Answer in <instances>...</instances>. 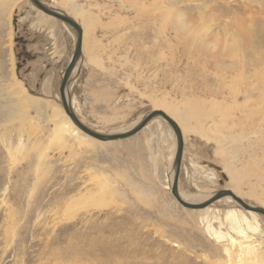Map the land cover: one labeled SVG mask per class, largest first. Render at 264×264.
Returning <instances> with one entry per match:
<instances>
[{
	"label": "rangeland",
	"instance_id": "1",
	"mask_svg": "<svg viewBox=\"0 0 264 264\" xmlns=\"http://www.w3.org/2000/svg\"><path fill=\"white\" fill-rule=\"evenodd\" d=\"M6 1L0 4V264H264V216H256L258 234L239 236L224 221L233 204L212 203L198 213L171 197L175 140L161 118L117 142L55 135L64 113L59 82L75 35L57 20L52 27L41 22L28 0L12 11ZM38 1L72 16L68 0ZM73 3L83 11L74 21L89 27L79 70L69 76L77 119L100 134L118 133L163 103L186 114L178 191L206 199L228 190L264 208V0ZM16 37L31 60L19 70ZM11 57L40 109L8 119L6 103L16 89ZM216 213L224 223L220 238L208 232L217 227Z\"/></svg>",
	"mask_w": 264,
	"mask_h": 264
},
{
	"label": "bare ground",
	"instance_id": "2",
	"mask_svg": "<svg viewBox=\"0 0 264 264\" xmlns=\"http://www.w3.org/2000/svg\"><path fill=\"white\" fill-rule=\"evenodd\" d=\"M4 1H6V0H0V4L4 3ZM17 1L16 2L8 1L10 3V5L6 1L8 3V5H9V10L12 11V9H14L15 4L17 3ZM19 1H23V0H19ZM28 1L30 2V0H28ZM73 1L74 0H68L67 1V5H68V7H69V9H70V11L72 13V16H70V15L69 16L71 17V19L74 20V18H76L78 16V13L83 14V11L77 9L76 6L74 5ZM40 4L45 6L43 3H40ZM31 6L33 7L32 4H31ZM45 7L50 9L47 6H45ZM33 9L37 10V12L39 14V17L41 19V22L43 21L44 23H47L48 25H51L50 27H52V24H54V21L57 20L56 18L44 13L43 11H40V10L36 9L35 7H33ZM9 18H10V14H9ZM63 24H65V23H63ZM41 25H42V23H41ZM80 28L82 29V34H81V52L83 53V51L85 52V49H83L84 48L83 47V36L85 37V33H86L85 30L89 29V27L87 25L86 26L83 25ZM9 39H11V32L9 34ZM8 43H9V41H8ZM10 65H11L10 68L12 70L11 73H10L11 74V78H12L11 80L13 82L12 86H14V88L16 87V89H14L12 91V93H11V94H13L15 96V98L12 97V99H14V100H10L9 103L8 102L6 103L7 110H8L6 115H7L8 119H10L11 117L13 118V116H26V111H28L29 108L40 109V107H39L40 106V104H39L40 103V99L26 94V88H24L22 86V83L16 78V76L14 74V67H13L12 57H11ZM79 65H81V62H78L75 65V68L73 69V73L79 70ZM62 75H63V73H62ZM159 106H160L159 110H161L171 120L175 121L179 128H180V126L182 124H184V122H185L184 121L185 120L184 117L186 116V114L179 115V111H177L175 109H172V108H169L168 106H166L163 103H160ZM159 110H154V111H159ZM16 118H18V117H16ZM57 119H60V122L59 123H55L56 124V129H55V135L56 136H60V137L64 138V134H67V133L71 132V133H73V134H75V135H77V136H79V137H81L83 139L86 138V139L94 140V139L90 138L89 136L85 135L84 133H82L81 131H79L74 126V124L71 123V121L69 120V118L65 114V112L62 113L60 116H57ZM155 119H158V118H154V119H152L149 122L152 123V121H155ZM139 122H140V120H136L133 124L130 125V127L128 126L127 128L123 129L122 131H125V130H128V129L134 127ZM187 128H188V130L191 133H195V134L197 133V130L194 127L187 125ZM113 133H117V132H113ZM118 133H121V132H118ZM181 135H182V131H181ZM182 140H183V136H182ZM94 141H96V140H94ZM100 143H102V142H100ZM103 143H109V142H103ZM174 150H175V147L173 146L172 152L170 153L169 158H168L171 161V164H172V161H173L172 158H173ZM182 154H183V152H182ZM181 158H182V156H181ZM179 172H180V170H179ZM172 175H173V168H171L170 177H169L170 181H171L170 187L172 185V180H173ZM227 177H229L230 180L233 179V177H232V175L230 173H228ZM178 180H179V178H178ZM177 191H178V183H177ZM169 193H170V190H169ZM213 194H215V192L211 193L210 195H208L207 198L205 197L206 199H202L201 197L200 198L191 197V196H188L186 194L180 193L178 191V196L180 197V199H182L183 201H185L186 203H189V204H200V202H204L208 198H211V196ZM233 195L237 196V193L233 192ZM81 197H84V196L83 195L79 196L78 199H81ZM237 197H239V196H237ZM220 202H225L227 204L228 203L229 204H233L234 207H235V208L232 207L230 211L224 212V214H223V215H225L224 221L228 224V226L229 225L233 226V228L231 227L230 229H232L235 234H238V235L240 234L239 236H243L244 235L243 234L244 233L243 230L245 232H248V233H254V235L256 233L258 234L259 226H258V223L256 221V216H258L259 214H256V213H254L252 211H249V210H243L238 204H236L234 202V200L230 196H226V197L220 198L215 203L219 204ZM210 206H206L204 208H200V210H192V209H188V210H190L192 212H196L197 211L198 213H207L210 210V208H211ZM180 207H182V206H180ZM185 209H187V208H185ZM249 216H251V219H249ZM211 220H212V223H216L217 224V227L214 228L213 226L212 227L208 226V232H210L211 235L218 236L220 238L221 235L219 234L220 233L219 231H220V229L223 228V225H224L223 219L218 213H216V215ZM249 238H251V237H249Z\"/></svg>",
	"mask_w": 264,
	"mask_h": 264
},
{
	"label": "water",
	"instance_id": "3",
	"mask_svg": "<svg viewBox=\"0 0 264 264\" xmlns=\"http://www.w3.org/2000/svg\"><path fill=\"white\" fill-rule=\"evenodd\" d=\"M30 3L35 7L36 9L43 11L44 13L56 18L58 21L65 23L71 30L73 31L75 35V42H74V49L72 56L66 65L67 67L63 71V75L60 78L59 82V102L62 106L63 111L68 116L71 123L74 124V126L84 133L85 135L89 136L90 138L98 141V142H117L122 141L126 138H130L141 131L143 127H145L149 121H151L154 118H161L163 121H165L169 127L171 128L175 140V150L173 154V161L171 164V168H173V175H172V185L170 187V195L172 198L175 199V201L182 207L192 210H200V208H204L206 206L211 205L212 203H215L220 198L230 196L236 204H238L243 210H249L256 214L264 216V209L262 207H254L249 204H246L244 201H242L241 198L234 196L231 191L228 190H219L218 192H215L211 196V198H208L204 202H200V204H189L180 199L178 196L177 191V183H178V175L181 165V156L183 152V143L184 140H182V135L180 128L177 126L176 122L171 120L169 117H167L161 110L159 111H151L150 113L146 114L143 118L140 119V122L135 125L134 127L122 131L121 133H107V134H100L90 128H88L84 123H81L73 109L72 105L70 104V96H69V76L73 72V69L75 68V65L80 62L81 60V34L82 29L79 27V25L72 20L70 17L66 16L62 12H58L56 10L48 9L45 6L41 5L38 0H30ZM14 22L12 21V24Z\"/></svg>",
	"mask_w": 264,
	"mask_h": 264
},
{
	"label": "flooded vegetation",
	"instance_id": "4",
	"mask_svg": "<svg viewBox=\"0 0 264 264\" xmlns=\"http://www.w3.org/2000/svg\"><path fill=\"white\" fill-rule=\"evenodd\" d=\"M29 2V1H28ZM30 3V2H29ZM13 27L14 26H16V21H15V23L12 25ZM16 28V27H15ZM52 29V28H51ZM15 30H17V29H15ZM14 41L15 42H19V43H21V46H20V50H21V53H23V54H20V52L18 53V60H20V63L17 65V68H18V70L19 69H21L22 68V64L21 63H25L26 61H31V60H28V59H26V58H28L27 57V54H26V48H25V40H22V38H20V37H16L15 39H14ZM21 58H24V59H21ZM26 86H27V83L25 84ZM29 87V86H28ZM30 88V87H29Z\"/></svg>",
	"mask_w": 264,
	"mask_h": 264
},
{
	"label": "crops",
	"instance_id": "5",
	"mask_svg": "<svg viewBox=\"0 0 264 264\" xmlns=\"http://www.w3.org/2000/svg\"><path fill=\"white\" fill-rule=\"evenodd\" d=\"M182 162V161H181ZM181 167V166H180Z\"/></svg>",
	"mask_w": 264,
	"mask_h": 264
}]
</instances>
